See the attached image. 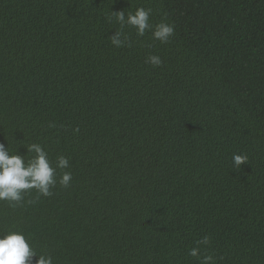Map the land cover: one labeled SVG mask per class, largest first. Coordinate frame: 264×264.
Listing matches in <instances>:
<instances>
[{
	"label": "trees",
	"instance_id": "1",
	"mask_svg": "<svg viewBox=\"0 0 264 264\" xmlns=\"http://www.w3.org/2000/svg\"><path fill=\"white\" fill-rule=\"evenodd\" d=\"M139 7L174 36L115 48L106 16ZM28 143L72 181L0 202V233L54 264H200L205 236L201 257L264 264V0H0V144Z\"/></svg>",
	"mask_w": 264,
	"mask_h": 264
},
{
	"label": "clouds",
	"instance_id": "2",
	"mask_svg": "<svg viewBox=\"0 0 264 264\" xmlns=\"http://www.w3.org/2000/svg\"><path fill=\"white\" fill-rule=\"evenodd\" d=\"M152 9L144 7L137 8L134 12H112L106 16V21L118 24L119 30L110 38L112 46L115 48L131 47V42L126 28H134L137 36L143 37L146 32H152L153 39L162 44L170 42V38L175 34V25L161 22L153 28L150 23ZM166 20V17H165ZM154 67L162 65V60L158 55H149L145 61ZM55 127V125H50ZM78 132L79 129H76ZM27 156L18 154V150L13 154L10 147L5 148L0 144V202H6L9 207L16 209L23 206L25 196L33 190L40 196L50 197L52 188L57 183L63 188L70 186L72 181L71 172L64 171L70 167L69 159L63 155L56 157L55 166L49 159V154L40 143H28L24 146ZM249 163L247 154H233L232 164L235 170H239L243 165ZM57 169L60 173H57ZM29 204L35 201H28ZM210 237L205 236L197 241V247L192 248L189 255L196 258L200 264H217L213 255L201 257L200 245H209ZM54 264L53 257L45 252L38 251L30 236L22 231L6 230L0 233V264Z\"/></svg>",
	"mask_w": 264,
	"mask_h": 264
}]
</instances>
